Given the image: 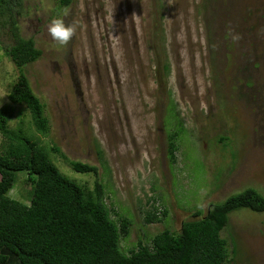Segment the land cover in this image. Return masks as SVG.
Returning a JSON list of instances; mask_svg holds the SVG:
<instances>
[{"label":"rangeland","instance_id":"obj_1","mask_svg":"<svg viewBox=\"0 0 264 264\" xmlns=\"http://www.w3.org/2000/svg\"><path fill=\"white\" fill-rule=\"evenodd\" d=\"M57 5L22 0L16 16L20 37H32L42 51L22 68L49 121L46 135L32 134L69 160L94 166L96 144L101 148L108 174L99 170V178L115 194L107 203L120 201L118 210L133 217L124 246L164 228L143 223L147 198L156 193L152 184L165 197L170 218L164 224L172 230L193 208L248 188L264 196V0H73L67 16ZM57 17L78 23L67 47L47 32ZM12 44L9 26L0 28V109L10 104L19 75L4 54ZM169 98L188 131L178 141L184 170L175 174L166 164L162 124ZM27 112L24 104L13 105L9 126L28 124ZM221 134L231 136L229 149L218 143ZM75 175L92 187L91 175ZM25 178L18 176L10 195L27 203ZM221 236L235 244L232 264H264V213L234 211Z\"/></svg>","mask_w":264,"mask_h":264},{"label":"trees","instance_id":"obj_2","mask_svg":"<svg viewBox=\"0 0 264 264\" xmlns=\"http://www.w3.org/2000/svg\"><path fill=\"white\" fill-rule=\"evenodd\" d=\"M72 2L58 0L56 12ZM21 6L22 0H0V28L8 25L13 39V44L4 48V54L19 70L9 90L10 104L0 109V264L234 263L235 244L232 239L233 243L229 244L221 233L234 211L247 209L264 213V196L252 188L231 195L222 203L209 204L207 209H191L179 229L172 230L171 224H164L170 218L165 197L157 193V185L152 184L150 190L156 193L147 198L145 204L149 208L142 212L143 223H162L164 228L151 237L144 234V239L123 245L129 239L133 217L118 210L120 201L107 203L108 197L111 198L108 194H115L109 183L104 185L99 178V170L104 177L108 174L101 148L96 144L99 166H94L69 160L56 144L42 143L32 134L35 131L46 135L49 121L45 105L33 93L22 72L24 66L41 57L42 51L36 48L32 37L22 38L18 33L16 16ZM161 69L166 75L169 73L167 63ZM245 83L248 88L254 85L248 80ZM239 94L236 96H241ZM169 100L162 124L168 132L166 164L175 174L184 170L183 151L184 157H177L178 141L188 131L171 98ZM17 104L25 105L29 123L24 125V119L17 116L19 123L24 124L14 128L8 123L13 105ZM220 137L218 143L229 149L231 136L221 134ZM61 162L66 165L64 171L58 165ZM23 174L24 183L30 189L25 198L27 203L21 201L23 197L18 200L9 194L16 187L18 176ZM75 174L91 175L92 187L84 176Z\"/></svg>","mask_w":264,"mask_h":264},{"label":"clouds","instance_id":"obj_3","mask_svg":"<svg viewBox=\"0 0 264 264\" xmlns=\"http://www.w3.org/2000/svg\"><path fill=\"white\" fill-rule=\"evenodd\" d=\"M64 16L69 15V10L65 9ZM78 23L73 21L72 23L66 24L62 17H57L51 20L48 25L47 32L51 37L52 41L59 47H67L77 33ZM234 41L240 39L239 35L232 37ZM10 194V193H9Z\"/></svg>","mask_w":264,"mask_h":264}]
</instances>
